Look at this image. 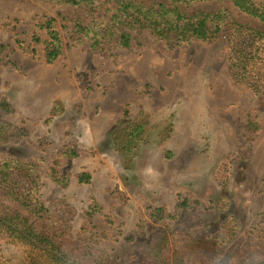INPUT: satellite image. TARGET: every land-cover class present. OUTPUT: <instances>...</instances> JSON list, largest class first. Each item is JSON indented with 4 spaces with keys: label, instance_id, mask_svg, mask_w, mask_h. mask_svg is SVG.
<instances>
[{
    "label": "rangeland",
    "instance_id": "obj_1",
    "mask_svg": "<svg viewBox=\"0 0 264 264\" xmlns=\"http://www.w3.org/2000/svg\"><path fill=\"white\" fill-rule=\"evenodd\" d=\"M222 7L245 20L229 0L191 10ZM60 12L79 15L41 0H0L3 118L25 131L0 143V163L34 164L41 201L101 264H150L143 251L163 228L176 236L172 245L190 237L213 245L214 264H236L264 232V84L256 93L234 79L224 42L174 46L142 35L130 49L92 51L60 19L64 52L47 63L32 40H45L38 24ZM134 122L149 124L148 137L125 156L114 134ZM64 150L75 156L62 165L69 183L60 186L48 170ZM83 173L90 183L78 181ZM158 208L176 218L153 219ZM3 248L11 264L22 263L20 248Z\"/></svg>",
    "mask_w": 264,
    "mask_h": 264
},
{
    "label": "trees",
    "instance_id": "obj_2",
    "mask_svg": "<svg viewBox=\"0 0 264 264\" xmlns=\"http://www.w3.org/2000/svg\"><path fill=\"white\" fill-rule=\"evenodd\" d=\"M59 7H67L79 14L69 18L58 13L38 24L46 38L34 35L35 44L44 45V59L55 62L64 52V44L57 28L58 20L64 29L71 30L77 41L92 51L107 47L130 49L141 44V36L180 46L193 42L227 43L230 71L238 83L246 84L261 93L264 84V1L229 0L231 6L245 20L236 17L227 7L213 12L191 10L194 4L213 0H41ZM70 24H72L70 26ZM6 46L0 45V59ZM10 112L6 100L0 101V143L9 142L25 134L3 118ZM114 134V143L125 156L148 137L147 122L131 123ZM74 152L64 150L51 162L48 176L54 183L66 186L69 182L62 165ZM78 181L90 183L91 176L80 174ZM41 177L34 164L6 159L0 163V264H11L5 257L3 245L22 250L21 264H101L91 252L76 244L69 226L55 219L40 199ZM184 201L180 206H186ZM179 208V206H178ZM98 205L90 207L87 215L93 218ZM153 219H175L166 209L151 212ZM179 238V237H178ZM177 238L170 229H158L144 249V260L150 264H214L219 253L212 244L194 242L192 238L172 245ZM259 243L242 251L236 264H264V232ZM134 264L136 258L133 257Z\"/></svg>",
    "mask_w": 264,
    "mask_h": 264
}]
</instances>
